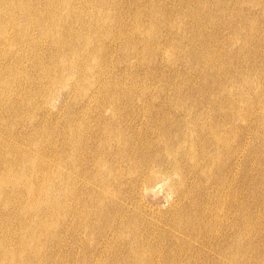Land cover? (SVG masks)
Segmentation results:
<instances>
[{
  "label": "bare ground",
  "instance_id": "1",
  "mask_svg": "<svg viewBox=\"0 0 264 264\" xmlns=\"http://www.w3.org/2000/svg\"><path fill=\"white\" fill-rule=\"evenodd\" d=\"M0 264H264V0H0Z\"/></svg>",
  "mask_w": 264,
  "mask_h": 264
},
{
  "label": "rangeland",
  "instance_id": "2",
  "mask_svg": "<svg viewBox=\"0 0 264 264\" xmlns=\"http://www.w3.org/2000/svg\"><path fill=\"white\" fill-rule=\"evenodd\" d=\"M240 158H241V156H240ZM164 180H166V179H164ZM167 182H168V180L165 181V184H164V181H163V183L158 182L157 184H155L154 186H151V187L141 186L142 190L139 193L140 194L139 199H140V202L142 203V205L145 206V207L143 206V209L146 210L147 212H149V213H146L147 217H149L151 212L152 213H159L160 212L161 214H164V212L166 210H168V208L170 207L171 198L169 197V199H168V197H167L168 195L170 196V193L168 192V190L166 188ZM126 204L130 205L131 203H126ZM151 210H153V211H151ZM155 222H159V221L155 220Z\"/></svg>",
  "mask_w": 264,
  "mask_h": 264
}]
</instances>
